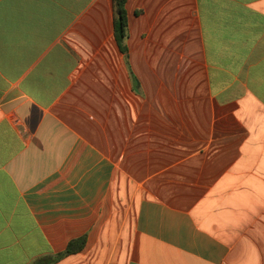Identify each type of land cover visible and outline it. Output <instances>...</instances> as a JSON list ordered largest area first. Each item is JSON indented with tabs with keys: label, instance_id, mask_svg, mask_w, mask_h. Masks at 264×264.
<instances>
[{
	"label": "crops",
	"instance_id": "obj_1",
	"mask_svg": "<svg viewBox=\"0 0 264 264\" xmlns=\"http://www.w3.org/2000/svg\"><path fill=\"white\" fill-rule=\"evenodd\" d=\"M0 0V264H264V0Z\"/></svg>",
	"mask_w": 264,
	"mask_h": 264
},
{
	"label": "trees",
	"instance_id": "obj_2",
	"mask_svg": "<svg viewBox=\"0 0 264 264\" xmlns=\"http://www.w3.org/2000/svg\"><path fill=\"white\" fill-rule=\"evenodd\" d=\"M114 10H115V39L120 50L124 53L127 52L126 40L128 37V13L126 9L127 0H113ZM86 243V237H82L76 240H73L69 243L67 250L56 257H52L51 260L48 261V264L54 263L62 258L67 256L77 254L80 252Z\"/></svg>",
	"mask_w": 264,
	"mask_h": 264
}]
</instances>
